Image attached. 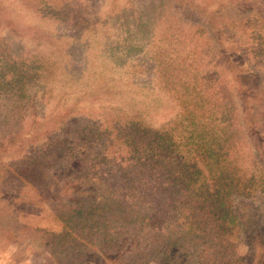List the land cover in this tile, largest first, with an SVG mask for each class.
I'll list each match as a JSON object with an SVG mask.
<instances>
[{"label": "trees", "instance_id": "trees-1", "mask_svg": "<svg viewBox=\"0 0 264 264\" xmlns=\"http://www.w3.org/2000/svg\"><path fill=\"white\" fill-rule=\"evenodd\" d=\"M33 1L35 12L72 35L62 38L57 26L17 25L13 15H3L0 170L7 171L0 190L28 181L9 194L56 204L63 223L58 241L90 246L78 260L264 264V230L255 220L244 223L233 205L264 198V133L249 102L262 95L258 108L264 110V8L237 10L235 20L220 23L208 6L170 0L174 16L165 12L159 37L144 41L146 76L121 75L113 86L117 102L75 122L82 106L62 104L63 94L52 111L41 118L39 111L59 83L57 56H72L77 43L94 53L100 30L67 0ZM230 42L252 73L232 59ZM17 45L25 50L17 53ZM102 76H94L87 93L110 90L97 84ZM153 112L172 114L154 122ZM258 123L263 127L264 120Z\"/></svg>", "mask_w": 264, "mask_h": 264}, {"label": "rangeland", "instance_id": "rangeland-1", "mask_svg": "<svg viewBox=\"0 0 264 264\" xmlns=\"http://www.w3.org/2000/svg\"><path fill=\"white\" fill-rule=\"evenodd\" d=\"M47 1L53 2L56 0ZM67 1L73 7H81L83 13L95 22L94 27L100 32L92 39L93 46L91 48H94V53L88 54L89 44L77 43L71 49L72 56L66 53L57 56L59 57L57 71L59 83L54 86L55 90L53 97L51 96L49 100L50 105H48V108L46 110L41 108V110H37H40L39 117L42 116L41 113L51 110L53 108L51 106L60 100V95L63 94L64 101H62V104L63 102L66 105L76 103L82 106L84 115L82 113L83 116L80 115L75 122H83L84 119L90 116L96 117L97 112L109 105L112 100L117 102L118 96L114 94L113 90L115 88L113 86H117L115 82L118 77L121 75H130L138 78L146 76L148 69L144 60H146L147 48L144 47V41L148 42L154 36H156L155 39L159 37L160 32L163 31L164 24H166V16L163 17V15H165V12L166 14L168 13L174 3H171L170 0L168 2L165 0ZM193 1L201 6H208L209 9L214 11L215 21L220 23L235 20L233 14L237 10L244 12L250 8L255 11L264 8V0H257L252 4L249 0H242L239 2V4H242L240 7L237 6V9L233 8V6L238 4L236 0ZM33 2V0H0L1 37H4L6 31L3 25L4 14L13 15L12 19L17 25L38 24L44 28L57 26L55 28L60 30L62 38H69L68 35H72V33L58 26L60 23L53 25L52 18H44L40 13L35 12V8L31 5ZM168 15L174 16L172 13H168ZM14 43L17 44L15 40H12L8 44L12 46ZM232 43L228 44L232 59L244 66ZM16 48H19V50L16 49L17 53L25 50L23 45H17ZM99 62L101 65L97 66ZM70 64L74 67L73 71L69 67ZM95 65L97 68H95ZM132 66L135 68L132 69ZM94 68L95 72L93 73ZM245 69H247L248 73H252L249 68ZM90 73L93 76H90ZM99 74L103 76L97 81V84L107 83L106 87L110 90L103 91L105 93L101 91L97 95L87 93L89 90L88 85L93 82L94 76ZM253 82L257 85L259 78L253 79ZM259 95L258 93L252 94L249 102L251 101V106L256 107V111L251 114L253 122L264 133V125L262 127L258 123L264 120V110H259L258 108V106L263 104L262 95L261 97ZM61 107L63 106L56 107L53 110L57 109L56 112H60L63 110ZM171 114V112H153L150 116L154 117V122H160L162 118L168 120ZM51 125L54 128L55 122L51 123ZM1 130L2 128L0 127ZM6 171V168H2L0 175H4ZM26 183L21 182L17 183V185H11L12 183L7 182L5 184L6 187L0 190V264H97L94 258L87 259V255L78 260L80 251L82 249L86 251L90 246H83L80 249L81 246H73V243L68 245V241L65 243L58 241L60 239L58 236L62 234L60 230L63 227V223L55 209L56 204L50 202L47 205H40L33 200L35 197L28 193L16 195L17 197L11 194L18 190L20 191L19 188L21 187L24 189V186L29 185ZM34 189H36V186ZM10 191L11 193L9 194ZM233 205L235 209L240 210L244 223L249 224L252 220H255V224L264 230V198L255 195L251 200L235 199ZM82 235L85 237L84 233ZM248 246V243L243 244L240 250L246 251ZM98 264L100 263L98 262Z\"/></svg>", "mask_w": 264, "mask_h": 264}]
</instances>
